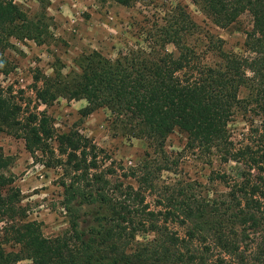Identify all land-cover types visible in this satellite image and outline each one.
Here are the masks:
<instances>
[{
	"label": "trees",
	"instance_id": "obj_1",
	"mask_svg": "<svg viewBox=\"0 0 264 264\" xmlns=\"http://www.w3.org/2000/svg\"><path fill=\"white\" fill-rule=\"evenodd\" d=\"M35 1L39 8L31 14L15 0H0L1 73L8 71L10 38L42 44L49 37L50 1ZM190 1L224 29L236 28L248 13L247 54L225 51L223 40L203 31L177 2L148 28L144 46L116 58L83 53L69 72L55 66L32 84L37 103L84 99L83 116L107 110L120 134L148 142L153 159L124 167L79 130L58 133L45 111L23 102L24 89L0 86V130L22 138L46 167L61 169L68 221L64 232L48 237L39 222L27 220L7 173L12 159L0 147V264H264V0ZM209 53L218 61L208 63ZM238 112L260 121L242 142L229 129ZM175 130L186 135L185 149L237 169L212 172L222 193L203 195L193 183L178 182L160 196L162 207L152 209L146 198L160 194L159 172L170 171L164 143Z\"/></svg>",
	"mask_w": 264,
	"mask_h": 264
},
{
	"label": "rangeland",
	"instance_id": "obj_2",
	"mask_svg": "<svg viewBox=\"0 0 264 264\" xmlns=\"http://www.w3.org/2000/svg\"><path fill=\"white\" fill-rule=\"evenodd\" d=\"M31 14L36 13L39 4L35 0H15ZM49 37L38 44L32 39L10 38V45L4 52L6 73L0 72V86L13 85L14 90L24 89L23 102L30 109L45 111L54 122L58 133L77 129L93 140L107 155L122 163L124 167L136 165L144 159L156 157L147 141L128 139L114 127L110 113L105 109L83 116L81 110L86 100L59 98L51 105L37 103L32 90L34 76L40 73L51 75L53 67H62L67 73L75 68V60L83 53L97 50L107 57L116 58L119 52L145 45L148 28L156 21H163L170 8L181 2L191 18L205 32L223 40L227 52L244 54V30L252 27L248 13L240 16L236 28H220L214 25L190 0H147L132 6H123L113 0H49ZM169 51H175L168 45ZM210 64L218 61L213 53L207 56ZM247 91L242 88L240 96ZM260 123L253 113L238 112L229 124L235 142L248 137L251 127ZM186 135L179 130L172 132L164 143V151L169 156L170 171L159 172L160 194H148L146 201L152 209H159L160 196L173 192L167 186L178 182L193 183L203 195H214L225 191L219 181L210 180L213 171L235 172V163L223 164L217 157L204 156L185 149ZM0 147L12 163L7 173L14 178L13 186L21 192V204L26 209L27 220L40 223L45 236L54 237L68 228L67 216L62 207L63 188L60 186V168L46 167L36 156L26 149L22 138L0 130ZM43 159H45L43 157ZM128 182L136 185L133 179ZM182 232L181 228H178ZM139 235L138 238L142 239ZM147 237H151L147 236Z\"/></svg>",
	"mask_w": 264,
	"mask_h": 264
}]
</instances>
